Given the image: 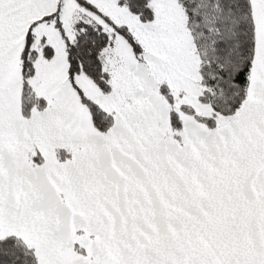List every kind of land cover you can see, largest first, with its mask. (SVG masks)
<instances>
[{
    "label": "snow or ice",
    "instance_id": "1",
    "mask_svg": "<svg viewBox=\"0 0 264 264\" xmlns=\"http://www.w3.org/2000/svg\"><path fill=\"white\" fill-rule=\"evenodd\" d=\"M0 264H264V0H0Z\"/></svg>",
    "mask_w": 264,
    "mask_h": 264
}]
</instances>
